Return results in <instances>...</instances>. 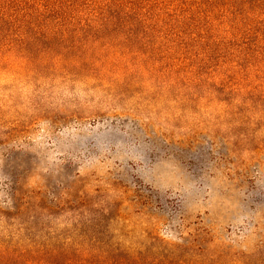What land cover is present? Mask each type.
Segmentation results:
<instances>
[{
	"label": "rangeland",
	"instance_id": "374dc122",
	"mask_svg": "<svg viewBox=\"0 0 264 264\" xmlns=\"http://www.w3.org/2000/svg\"><path fill=\"white\" fill-rule=\"evenodd\" d=\"M0 264H264V0H0Z\"/></svg>",
	"mask_w": 264,
	"mask_h": 264
}]
</instances>
